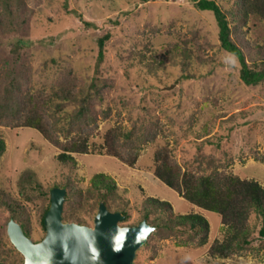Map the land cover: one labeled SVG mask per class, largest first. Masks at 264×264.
<instances>
[{
    "label": "rangeland",
    "instance_id": "obj_1",
    "mask_svg": "<svg viewBox=\"0 0 264 264\" xmlns=\"http://www.w3.org/2000/svg\"><path fill=\"white\" fill-rule=\"evenodd\" d=\"M217 1L228 6V0ZM0 4L1 11L7 13V4L4 6L1 0ZM8 4L15 22L2 15L0 77L16 72L22 77L25 92L28 88L52 92L65 73L78 78L80 88H86L95 71L97 39L107 32H112L113 38L108 44L107 60L100 68L103 99L94 100L99 127L91 140L93 150L89 154H74L75 170L58 160L61 150L38 130L0 125V135L7 143L0 159V252L5 258L11 262L20 253L7 235L12 215L2 201L5 196L31 210L32 236L29 237L36 240L45 236L41 211L50 204L49 191L71 178L78 189L86 192L93 175L103 172L114 177L119 186L116 197L107 200L109 207L112 211L122 208L124 202L119 197H124L132 215L129 223L138 224L140 202L146 197L171 202L176 213H201L211 223L206 245L181 246L179 238L171 235L159 241L161 247L153 257L152 249L144 246L135 264H264V250H246L228 258L213 256L212 245L223 241L226 234L220 216L192 205L149 169L157 147L169 143L183 163L200 153L205 158L200 159L201 163L196 162L195 168L202 166L210 171L213 165L208 166L206 160L211 156L221 169L256 179L264 186V162L254 158L255 150L264 154V84L246 85L236 66L226 56L219 57L222 52L212 16L198 10L190 0H8ZM249 25L248 36L263 42L264 26L253 22ZM149 26L160 28L161 32L156 35L149 32L147 36L139 33ZM195 33L200 41L207 38L212 43L205 52L206 58H217L215 63L195 70L196 75L181 89L178 80L182 73L167 52V46L163 49L165 66L145 81L147 69L141 62L142 54L149 57L154 53L151 48L177 41L179 34L193 41ZM139 82L145 84L139 86ZM107 107L110 116L104 118ZM69 108L74 109V105ZM144 116L165 122V131L156 143L143 145L135 166L100 152L101 147L97 150L107 130L132 129L133 121ZM205 130L210 136L215 134L213 143L221 139V150L206 143L198 151L192 145L193 141H202ZM80 203L83 209L77 213L84 219L92 218L87 198H80ZM74 217L69 215L68 219ZM93 221L87 225H93Z\"/></svg>",
    "mask_w": 264,
    "mask_h": 264
},
{
    "label": "trees",
    "instance_id": "obj_2",
    "mask_svg": "<svg viewBox=\"0 0 264 264\" xmlns=\"http://www.w3.org/2000/svg\"><path fill=\"white\" fill-rule=\"evenodd\" d=\"M190 1L198 10L212 16L217 30V44L222 52L219 57H228L230 53H236L238 61L234 66H236L242 82L248 86L263 85L264 41L251 39L248 33L251 22L264 26V0H228V6H224L217 0ZM1 2L4 6L7 4L5 7L7 13L1 11L2 4H0V24L3 14L8 15L10 22L14 23L12 7L8 4V0H1ZM79 15L82 19V15ZM85 23L90 24L88 21ZM149 32L156 35L161 32V29L149 26L148 30L144 29L139 33L147 36ZM169 32L172 34L171 31ZM197 35L195 33L193 41H191L179 34L176 37L177 41H169L165 46L151 48L154 53L149 57L142 54L141 62L147 69L144 76L145 81L149 80L148 76L160 72L165 66L166 51L163 49L167 46L169 47L167 52L176 60V65L182 73L178 80V83H181V89L196 75L195 70L201 66H207L209 63H215L217 58L215 56L206 58L205 52L212 43L207 38L200 41L197 39ZM112 38V32H107L97 39L98 54L95 71L86 88H80L78 78L71 77L69 73L62 75L52 92H48L44 88L37 90L28 88L26 92L22 91V77L14 71L5 77H0V125L16 128L29 127L38 130L52 145L61 150L58 160L62 164L70 165L71 169L75 170L77 160L74 154H89L93 150L91 140L99 127L98 118L94 113V100L103 99L100 93L102 89L99 77L100 68L107 60L108 44ZM146 47L150 49L147 45ZM144 84L138 83L139 86ZM70 105H74V109L70 110ZM109 109V107L104 108V118L110 116ZM165 124L158 118L144 116L143 119L133 121L132 129L111 128L107 130L99 146L94 145L97 146V150H100L99 147H101L100 152L117 157L123 163L133 167L139 160L143 145L156 143L160 134L165 131ZM73 132L76 133L72 134ZM208 132L205 130L202 141H193L192 145L199 148L198 151L206 143L215 145L216 150H221V139L217 144L213 143L212 139L215 134L210 136L211 134ZM6 149L7 143L0 135V159ZM203 157L200 156V153H195L192 159L183 163L177 158L175 149L169 143H165L154 151L153 164L149 166V169L159 180L177 191L192 205L215 212L220 216L226 234L223 241H216L212 245L210 252L213 256L228 258L242 254L246 250L255 252L264 250V186L256 179L242 178L235 173H229L226 169H221L216 158L211 156H207L206 161L208 166L213 165V169L208 171L202 166L195 168L194 164L201 163L200 159ZM254 158L264 162V154H259L258 150H255ZM66 181L64 184L55 185L63 186L68 191L63 213L65 221L91 224L90 222L94 219L102 200L112 210L107 200L112 196L116 197L119 186L111 175L103 172L94 174L86 192L83 189H78L71 178ZM85 197L90 202L92 218L89 219H84L77 213L78 209L79 211L83 209L80 198ZM119 198L124 202L123 207L115 211L121 210L126 214V219L121 224L136 225L137 222L136 224L129 223L132 215L128 210V201L122 196ZM2 201L11 212V217L23 226L28 236H32L31 210L8 196H5ZM49 207L50 204L41 211V225L45 234L44 218ZM139 212L141 215L138 224L146 219L149 224L156 227L144 245L152 249L151 257L158 254L161 247L159 241L171 235L179 238L178 245L181 246H204L209 242L211 223L201 213H176L171 202L156 197L144 198L140 202ZM69 215L76 217L70 220L68 219ZM156 235L157 237H155ZM152 239H155L153 244ZM0 262L23 264L24 256L19 253L10 262L0 252Z\"/></svg>",
    "mask_w": 264,
    "mask_h": 264
},
{
    "label": "water",
    "instance_id": "obj_3",
    "mask_svg": "<svg viewBox=\"0 0 264 264\" xmlns=\"http://www.w3.org/2000/svg\"><path fill=\"white\" fill-rule=\"evenodd\" d=\"M67 193L66 188L59 186L51 190V203L44 218L46 234L40 241L29 237L18 221L10 219L7 233L24 256L23 264H135L138 251L154 231L139 243L134 242L135 235L142 224L153 225L146 219L136 225H122L126 214L121 210H110L105 201L100 202L93 225L65 221ZM118 227L129 228V233L124 247L115 251L111 238Z\"/></svg>",
    "mask_w": 264,
    "mask_h": 264
},
{
    "label": "clouds",
    "instance_id": "obj_4",
    "mask_svg": "<svg viewBox=\"0 0 264 264\" xmlns=\"http://www.w3.org/2000/svg\"><path fill=\"white\" fill-rule=\"evenodd\" d=\"M227 60L231 64H235L238 61V56L236 53L232 52L227 57ZM151 231H155L154 226L142 224L140 227V230L135 235V241L134 242L139 243L141 240L146 239L148 233ZM128 233H129V228L118 227V231L116 232L114 237L111 238L112 239V247L115 251H119L124 247L125 242L128 239ZM188 259H190V257H184V260H188Z\"/></svg>",
    "mask_w": 264,
    "mask_h": 264
},
{
    "label": "flooded vegetation",
    "instance_id": "obj_5",
    "mask_svg": "<svg viewBox=\"0 0 264 264\" xmlns=\"http://www.w3.org/2000/svg\"><path fill=\"white\" fill-rule=\"evenodd\" d=\"M51 194V193H50ZM35 241H40V240H35Z\"/></svg>",
    "mask_w": 264,
    "mask_h": 264
}]
</instances>
